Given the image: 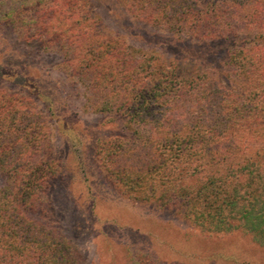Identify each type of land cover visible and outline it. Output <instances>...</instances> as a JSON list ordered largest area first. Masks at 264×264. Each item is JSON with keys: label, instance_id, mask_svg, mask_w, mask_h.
<instances>
[{"label": "trees", "instance_id": "16d2710c", "mask_svg": "<svg viewBox=\"0 0 264 264\" xmlns=\"http://www.w3.org/2000/svg\"><path fill=\"white\" fill-rule=\"evenodd\" d=\"M117 1L140 24L188 36L194 52L153 61L109 38L93 11L99 0L26 1L12 21L50 2L28 17L39 25L30 38L55 46L105 133L84 125L73 133L77 120L56 83L43 87L28 73L23 93L4 89L0 264H85L52 195L60 186L74 212L93 215L105 199L95 189L101 174L120 199L169 211L202 233L242 232L264 249V0Z\"/></svg>", "mask_w": 264, "mask_h": 264}, {"label": "rangeland", "instance_id": "374dc122", "mask_svg": "<svg viewBox=\"0 0 264 264\" xmlns=\"http://www.w3.org/2000/svg\"><path fill=\"white\" fill-rule=\"evenodd\" d=\"M26 1L28 0H0L1 98L6 95L4 89L11 93H23L28 73L29 77L42 81L43 87H53L56 83L57 100L60 99L73 120H77L73 133L78 130V125H84L89 128L91 135L95 134L98 132L96 127L104 118L97 112L98 109L86 105L84 93H88L87 90L76 82V78L70 76L67 66L61 64L63 61L55 51V46L48 42L41 43L35 38L37 34L34 31L39 25L28 19L34 18L36 11L47 9L51 1L42 3L43 6L23 16L20 22L12 21V17H16ZM112 1L116 3L110 9ZM99 2L102 5L94 6L93 11L98 16L97 21L103 33L109 38L120 37L124 45L134 49L133 51H142L153 61L161 53L165 60H171L169 63L179 58V54L188 57L184 52H194L189 50L194 47L191 45L189 48L186 42L188 36L176 37L175 34L157 30L150 24L146 26V21H141L143 24H140L135 19L137 17L125 14L124 4L120 1ZM30 3L31 1L25 6L33 10L35 6ZM128 25L131 26L130 29H127ZM32 35L35 36L31 39ZM46 39L50 40V37L43 41H47ZM221 53L222 51L218 52L214 61H217ZM18 65L25 68L21 75H16L17 72L14 71V67ZM37 103L39 109L44 107L42 102ZM103 127L105 126H99L101 134L105 133L100 130ZM54 142L55 146L58 145L56 136ZM88 155L89 165L95 169L100 168L99 164L90 161V152ZM2 185L0 175V188ZM80 186L81 192L78 187L74 191L70 187L73 197H78L83 192L84 188ZM95 189L105 199L95 202L93 215H89L85 207L74 212L72 202L64 196V190L60 186L52 195L64 232L83 254L85 264H264V249L242 232L202 233L169 211L118 198L119 195L111 189L102 174ZM112 193L115 194V200H111Z\"/></svg>", "mask_w": 264, "mask_h": 264}]
</instances>
